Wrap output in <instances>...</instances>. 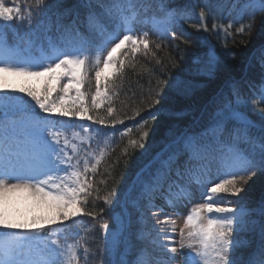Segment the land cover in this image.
Returning a JSON list of instances; mask_svg holds the SVG:
<instances>
[{
  "label": "trees",
  "instance_id": "obj_1",
  "mask_svg": "<svg viewBox=\"0 0 264 264\" xmlns=\"http://www.w3.org/2000/svg\"><path fill=\"white\" fill-rule=\"evenodd\" d=\"M116 1L0 0V38L10 47L36 55L76 45L91 51L113 31ZM242 1L137 0L140 20L161 6L193 18L176 26L172 38L149 26L140 30L138 25L137 43L117 49L111 59L113 70L100 74L87 59L73 79L77 86H68L63 73L55 78L49 73L37 75L34 80L44 81V86L26 88V96L13 84L0 87V117L42 103L49 106L53 98L62 96L64 86L66 92H77L76 96L65 92L77 103L74 100V106L59 112L73 118L84 115L90 122L76 165L80 180L76 207L81 216L57 224L68 241L83 248L80 264H112L106 237L116 248L127 241V264L148 249L149 240L139 235L156 225L155 217L143 222L133 207L127 226L123 224V197L136 173L184 132L199 134L212 127L229 103L259 97L264 86V0H259L261 8L247 14L239 13ZM223 125L225 139L246 126L249 143H264V102L249 109L247 121L229 118ZM168 153L174 155L172 176H166L163 185L177 189L184 179L173 174L191 164L178 145ZM159 164L155 162L148 173ZM235 183L238 191L230 187ZM217 193L233 208L246 209L248 220L255 222L244 238L238 237L240 230L230 229L233 245L224 252L221 264H257L264 259V149L252 153L249 170L219 185ZM119 226L121 234L116 238Z\"/></svg>",
  "mask_w": 264,
  "mask_h": 264
},
{
  "label": "rangeland",
  "instance_id": "obj_2",
  "mask_svg": "<svg viewBox=\"0 0 264 264\" xmlns=\"http://www.w3.org/2000/svg\"><path fill=\"white\" fill-rule=\"evenodd\" d=\"M259 2V0H243L238 7L239 13L254 12L261 8ZM118 12L119 21L115 34L107 38L93 52L94 59L92 61L100 74L113 70L110 60L113 54L111 55V53L119 43L131 38L133 34L134 13L130 2L119 3ZM192 18V15L189 16L184 12L163 10L161 17L155 16L151 19V24L158 26V30L162 34L171 36L178 23ZM213 31L216 33L217 27L215 29L213 27ZM59 58L61 57L56 56L48 60H40L37 63L22 64L28 61V58L20 56V65H15L13 68L16 71L0 72V87L4 84H13L26 96V88L43 87L44 81H35L33 76H23V74L17 73H38L53 70L55 78V74H58L56 68L59 66ZM65 58L68 62L64 63L62 73L68 77L66 83L68 86L72 84L77 86V81L73 79L82 69L83 58L77 52L66 54ZM67 89L64 86L62 95L64 97L57 99L58 105L65 106L70 102L66 93L76 96V91L66 92ZM47 94L49 97L51 91ZM260 99L264 102V86ZM260 99L245 103L237 100L233 106L230 105L217 114L216 123L228 121L229 118H233L235 121L243 119L247 121L249 109L252 110L258 103H261ZM47 111L53 112L51 106ZM60 113L58 115H61ZM79 117L85 118L84 115ZM31 120L36 124L27 125L22 118L16 119L15 122L10 120L0 124V140H3L4 136L11 137L20 128H23L22 136L11 137L13 143L11 154H7V158L0 160V167L8 163V170L4 175L8 174L9 169H14L21 172L19 176H25L29 168L32 167V178L28 181L20 179L19 176L9 180H4L5 177L0 176V222L10 221L9 227L16 228L15 232L7 233L9 238L0 239V264H11L12 256L16 258L14 264H29V261L34 257L38 262L45 259L44 264H50L47 260H55L54 254L57 252H60L62 264H70L69 261L74 263L77 258L76 247L70 243L57 242L60 232L54 225L49 224H54L55 221L61 219H78L81 216L80 210L76 207L79 179L77 178L72 186L74 175L70 173L68 176H62L61 171H64V168H69V164L67 153L61 152L59 148L58 136L52 132L51 134L47 133L43 124H40V119ZM63 120L64 118L60 117L52 122L61 126ZM73 122L75 126L79 127L86 124L82 120ZM215 131L216 129H211L208 133L204 132V141H199L198 138L191 136L186 138L183 148L196 162L192 172L186 173L195 178L180 189L169 191V194L174 196L171 200L164 199L159 191L162 189L160 179H163V175L167 174L170 167L168 159L162 162L158 169L150 173L154 177H148V180L142 181L139 186L140 192L135 197L132 196V207L134 206L140 211L138 213L140 220L146 222L148 217H155L156 225L149 231H142L139 235V238L149 240L151 245L135 258L133 256V260H130L129 264H221L224 252L233 245V242H230L228 230L234 228L236 233L240 230L239 238H244L249 233L252 223H255L248 220L249 212L244 208L231 207L229 201L218 195L214 185L224 178L227 179L235 173L246 170L250 160L236 145L225 144L215 138L210 139V136L220 133V131L217 133ZM83 135L87 138V134ZM237 136L240 138L235 141L236 144L239 145L241 141L246 142L244 132L241 135L238 132ZM28 142L30 143L28 144ZM5 143H9V138ZM261 144L252 148L250 152H261L264 149V143ZM17 145L22 146L19 151L15 149ZM51 159H55L57 164ZM233 185L231 184L230 187L238 191L239 185ZM239 194H241L240 191ZM151 196H155L156 201H150L149 197ZM145 210H152V213L148 214L144 212ZM128 218L129 215L126 213L125 223H123L126 226ZM47 224L49 225L48 232L44 236H40L38 231L31 229ZM120 228L121 226L116 232V238L121 234ZM25 230H27L25 234H30V236L19 242V237L24 234ZM226 233L228 234L226 235ZM105 242L108 244L109 257L112 262L120 264L119 261L122 260L121 254L123 253L121 250L125 243L121 245V248H116L110 238L106 237ZM22 248H24V254L21 258ZM218 254H221L219 262L216 259ZM125 255L129 256L128 253Z\"/></svg>",
  "mask_w": 264,
  "mask_h": 264
}]
</instances>
